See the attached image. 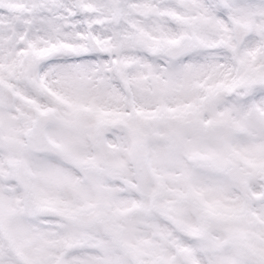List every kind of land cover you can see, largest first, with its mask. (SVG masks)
I'll list each match as a JSON object with an SVG mask.
<instances>
[{
    "label": "snow or ice",
    "instance_id": "snow-or-ice-1",
    "mask_svg": "<svg viewBox=\"0 0 264 264\" xmlns=\"http://www.w3.org/2000/svg\"><path fill=\"white\" fill-rule=\"evenodd\" d=\"M0 264H264V0H0Z\"/></svg>",
    "mask_w": 264,
    "mask_h": 264
}]
</instances>
